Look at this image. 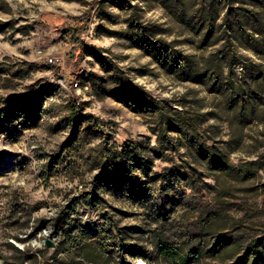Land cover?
I'll use <instances>...</instances> for the list:
<instances>
[{
	"label": "rangeland",
	"instance_id": "374dc122",
	"mask_svg": "<svg viewBox=\"0 0 264 264\" xmlns=\"http://www.w3.org/2000/svg\"><path fill=\"white\" fill-rule=\"evenodd\" d=\"M173 2L0 0V264H55L65 223L76 264H174L163 242L229 263L264 239V0L231 8L253 13L252 48L220 19L199 48ZM135 39L219 84L181 81Z\"/></svg>",
	"mask_w": 264,
	"mask_h": 264
},
{
	"label": "trees",
	"instance_id": "16d2710c",
	"mask_svg": "<svg viewBox=\"0 0 264 264\" xmlns=\"http://www.w3.org/2000/svg\"><path fill=\"white\" fill-rule=\"evenodd\" d=\"M190 1L191 0H174L171 5L174 6V8L171 7L173 8L171 9L168 7V10L170 11V14L177 17L180 22H183L186 27L198 37L200 44L199 48L203 49L210 46V40L213 36L212 33L216 26V22L219 19L222 21L229 38L239 43H241L243 38L247 39L250 48H252V44H258L256 35L259 34V31L254 29L253 13H241L237 10H235L236 12L232 11L231 8L234 4V0H201V3L198 4V7H195V10L187 7V4H189ZM221 4L227 8L222 18H220L221 12L218 11V5ZM134 42H136L135 44L137 47L144 49L149 56L153 57L157 63L174 70L181 81L204 85L210 83L211 87H215L219 84L217 77L211 78L212 72H210L207 63L203 60H197L192 55H185L184 57L175 60L170 59V57L165 55L166 49L159 47L158 43H148L146 45L147 47L144 48L142 44L145 43L142 41L135 39ZM262 43H264V40ZM234 65H238V63H230L229 67L232 68ZM220 66V64L215 65V69L220 71ZM232 100L235 105H240L241 107L250 102L248 96L242 91L235 95ZM125 158L126 157L124 156L123 159ZM105 172V175L108 176L107 178L111 179L110 169ZM61 228H64L62 232V241L55 250L54 257H57L58 255L61 256L56 259L55 264H76L73 256L81 247H83V243L73 235V229L71 228L70 223H65L64 225L57 227V230ZM106 232L111 233L112 229L109 227ZM227 245V242L215 239L210 251L214 254H218L226 248ZM161 250L168 254L170 260L174 264H189V256H192L195 261H198L201 257L199 252L192 253V255L189 256H182L176 246L169 245L166 242H163L161 245ZM139 256L144 259L146 258L143 254H140ZM219 264H264V239L258 238L250 240L242 255H240L235 261Z\"/></svg>",
	"mask_w": 264,
	"mask_h": 264
},
{
	"label": "water",
	"instance_id": "95a60500",
	"mask_svg": "<svg viewBox=\"0 0 264 264\" xmlns=\"http://www.w3.org/2000/svg\"><path fill=\"white\" fill-rule=\"evenodd\" d=\"M44 245L46 246V248H51V249H54L56 247V245L50 238H46L44 240Z\"/></svg>",
	"mask_w": 264,
	"mask_h": 264
},
{
	"label": "built area",
	"instance_id": "2783aa9c",
	"mask_svg": "<svg viewBox=\"0 0 264 264\" xmlns=\"http://www.w3.org/2000/svg\"><path fill=\"white\" fill-rule=\"evenodd\" d=\"M39 53H40V52H39ZM50 62H52V61L50 60ZM53 241H55V239H54Z\"/></svg>",
	"mask_w": 264,
	"mask_h": 264
}]
</instances>
